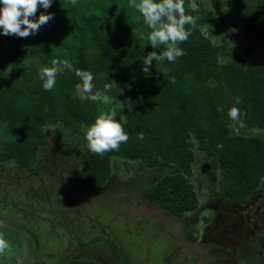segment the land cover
Listing matches in <instances>:
<instances>
[{
    "label": "trees",
    "instance_id": "trees-1",
    "mask_svg": "<svg viewBox=\"0 0 264 264\" xmlns=\"http://www.w3.org/2000/svg\"><path fill=\"white\" fill-rule=\"evenodd\" d=\"M213 1L222 6L219 11L197 0L193 12L185 0L196 17V27L180 45L185 55L174 63L153 61L149 73L142 71L143 59L164 49L150 45L151 29L128 0H78L76 6L53 0L36 14L53 16L37 33L20 38L0 32V166L31 169L53 142L54 131L52 144L79 142L77 175L90 189L103 188L114 170L159 171L142 196L174 218L199 207L190 180L193 149L210 158L227 202L254 197L264 187V138L241 132L264 135V63L249 52H235L241 45L231 39L244 36L264 47V0ZM53 59H69L74 69L93 73L94 91L111 103L82 99V81L74 70L65 69L54 88L45 90L39 72ZM232 108L239 109L243 127L230 119ZM111 110L129 140L119 151L98 156L88 150L85 134L101 112ZM195 232L191 227L193 240ZM57 264L98 263L71 257ZM258 264H264V253Z\"/></svg>",
    "mask_w": 264,
    "mask_h": 264
},
{
    "label": "rangeland",
    "instance_id": "rangeland-1",
    "mask_svg": "<svg viewBox=\"0 0 264 264\" xmlns=\"http://www.w3.org/2000/svg\"><path fill=\"white\" fill-rule=\"evenodd\" d=\"M190 1L196 4L197 0ZM205 2L215 11L222 7L214 5L213 0ZM202 32L208 33L205 28ZM231 40L241 45L235 52H249L264 63V47L256 41L244 36H234ZM52 133L50 141L56 142L57 135ZM241 133L264 138L258 131ZM53 142L31 169L21 170L11 164L0 166V199L4 200L0 202L3 222L0 232L11 244V250L0 256V264H57L71 257L94 260L98 264H184L174 255L181 235L167 230L159 220L165 215L142 196L144 186L155 181L159 171L142 166L131 172L114 170L103 188L90 189L77 175L78 154L82 151L79 142L68 146ZM193 150L195 159L190 180L202 210L200 215L193 216L197 222L192 225L202 230L203 235L207 227L210 237L225 229L222 225L233 216L224 210L223 197L216 184L217 173L210 158ZM258 201L254 202L260 207L256 220L264 228V196ZM198 216L200 221L208 219L206 225L199 223ZM227 238L234 239L232 235ZM248 246H253V242ZM186 250L185 253H191ZM217 253L219 258H214L212 263L227 258L223 250ZM239 261L238 264H247L250 258L242 257Z\"/></svg>",
    "mask_w": 264,
    "mask_h": 264
},
{
    "label": "clouds",
    "instance_id": "clouds-1",
    "mask_svg": "<svg viewBox=\"0 0 264 264\" xmlns=\"http://www.w3.org/2000/svg\"><path fill=\"white\" fill-rule=\"evenodd\" d=\"M52 3L53 0H0V32L5 36L20 38L37 33L41 26L46 25L53 16L51 13H41L36 18V14L40 8L45 10L50 8ZM70 3L76 6L78 0H70ZM128 7L139 12L144 24L151 29L146 38L153 49H160L162 46L164 49L159 53L157 51L148 53L142 61L144 73H149L153 61L174 63L179 57L185 55L180 45L188 41L192 29L196 27V17L188 13L185 0H128ZM189 7L193 12L198 10L195 3H191ZM51 64V67H44L39 72L40 79L44 81L45 90L51 91L54 88L57 75L65 69L74 70L82 81V85H78L82 99L103 104L111 103L109 96L100 91H94L93 73L74 69L69 59H53ZM171 82H175L174 79ZM236 103L239 104L240 100L237 99ZM228 115L230 119L237 121L243 127V122L239 120V109H230ZM116 117L115 110L101 112L87 129L85 139L91 153L103 156L112 151H119L120 146L127 143L129 134ZM2 223L0 221V225ZM10 250V242L5 238V234L0 232V256H4Z\"/></svg>",
    "mask_w": 264,
    "mask_h": 264
},
{
    "label": "flooded vegetation",
    "instance_id": "flooded-vegetation-1",
    "mask_svg": "<svg viewBox=\"0 0 264 264\" xmlns=\"http://www.w3.org/2000/svg\"><path fill=\"white\" fill-rule=\"evenodd\" d=\"M262 188L254 197L240 203L227 202L218 191L224 202V210H227L233 217L232 220L222 225L225 229L210 237H208L207 233L203 235V233H201L202 230L199 231L198 228H196L195 240L191 239L189 236V230L194 226L192 222L196 221L193 216L200 214L202 206L198 207L197 210L191 214L192 216L188 215L179 219L176 218L175 220H171L168 213H163L165 215H163L164 219L159 220L162 221L167 228L174 229L173 231H175L176 236H182V234H184V236H180V238L177 237L179 243L177 244V253L175 252L174 255L180 258L184 264H238L240 262L239 258L242 257L250 258L247 264H258L264 253V232L260 233V230H264V228L256 220V217L260 215L259 211L257 212L260 207H256L254 202L264 196ZM233 218L235 220H233ZM202 223L206 225L207 222L205 223L202 221ZM204 230L206 232L207 227ZM255 231L259 233L256 234L254 233ZM228 235H232L234 239H228ZM251 242H253V246H248V244L251 245ZM160 246L161 244L157 249H160ZM185 249H187L186 251H191V253H185ZM220 250L225 252L227 258L223 261L217 260L212 263L214 258H219L217 252Z\"/></svg>",
    "mask_w": 264,
    "mask_h": 264
},
{
    "label": "crops",
    "instance_id": "crops-1",
    "mask_svg": "<svg viewBox=\"0 0 264 264\" xmlns=\"http://www.w3.org/2000/svg\"><path fill=\"white\" fill-rule=\"evenodd\" d=\"M158 212L162 213L161 211H158ZM164 213H165V212H164ZM191 214H192V213H191ZM191 214H190V215H191ZM200 214H201V213H200ZM200 214H199V215H200ZM168 215H169V214H168ZM169 217L171 218V220H175V219H176V218H174V217H172V216H170V215H169ZM198 217H199V216H198ZM201 221H203L202 218H201ZM201 221H200V217H199V223H200ZM195 224H196V223H195ZM163 225H164V224H163ZM197 225H199V224H197ZM165 226H166V225H165ZM165 226H164V227H165ZM167 230H169V231L171 230L172 232H174V231L172 230V228H167ZM210 231H211V229H210ZM166 232H168V231H166ZM204 232H205V230H204ZM208 232H209V229L207 230V233H208ZM176 247H177V246H176ZM176 247H175V248H176Z\"/></svg>",
    "mask_w": 264,
    "mask_h": 264
}]
</instances>
